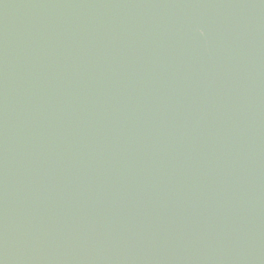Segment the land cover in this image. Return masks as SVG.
<instances>
[{
	"label": "water",
	"instance_id": "1",
	"mask_svg": "<svg viewBox=\"0 0 264 264\" xmlns=\"http://www.w3.org/2000/svg\"><path fill=\"white\" fill-rule=\"evenodd\" d=\"M0 264H264V0H0Z\"/></svg>",
	"mask_w": 264,
	"mask_h": 264
}]
</instances>
